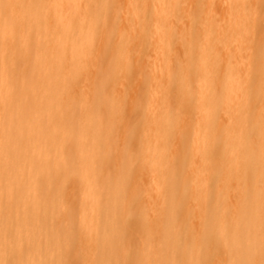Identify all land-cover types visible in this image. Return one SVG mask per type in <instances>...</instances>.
I'll return each instance as SVG.
<instances>
[{
    "label": "bare ground",
    "instance_id": "6f19581e",
    "mask_svg": "<svg viewBox=\"0 0 264 264\" xmlns=\"http://www.w3.org/2000/svg\"><path fill=\"white\" fill-rule=\"evenodd\" d=\"M0 264H264V0H0Z\"/></svg>",
    "mask_w": 264,
    "mask_h": 264
}]
</instances>
